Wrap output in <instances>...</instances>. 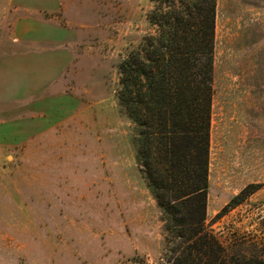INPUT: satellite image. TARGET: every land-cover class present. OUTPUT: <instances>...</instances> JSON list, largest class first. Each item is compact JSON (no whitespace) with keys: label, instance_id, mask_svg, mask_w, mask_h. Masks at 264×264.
<instances>
[{"label":"rangeland","instance_id":"1","mask_svg":"<svg viewBox=\"0 0 264 264\" xmlns=\"http://www.w3.org/2000/svg\"><path fill=\"white\" fill-rule=\"evenodd\" d=\"M77 2L86 34L71 78L98 105L96 139L0 149V264H167L162 213L117 101L118 64L151 33L154 2ZM23 14L0 0V53ZM210 120L206 229L235 262L264 261V0H216Z\"/></svg>","mask_w":264,"mask_h":264},{"label":"trees","instance_id":"2","mask_svg":"<svg viewBox=\"0 0 264 264\" xmlns=\"http://www.w3.org/2000/svg\"><path fill=\"white\" fill-rule=\"evenodd\" d=\"M153 2L151 33L118 64L117 101L162 213L167 264H249L229 258L205 226L216 0Z\"/></svg>","mask_w":264,"mask_h":264},{"label":"crops","instance_id":"3","mask_svg":"<svg viewBox=\"0 0 264 264\" xmlns=\"http://www.w3.org/2000/svg\"><path fill=\"white\" fill-rule=\"evenodd\" d=\"M10 4L24 14L14 21L8 49L0 53V149L37 139H96L91 114L98 105L80 98L88 92H81L71 78L80 39L86 34L74 17L87 4L81 7L77 0ZM99 131L107 130L100 126Z\"/></svg>","mask_w":264,"mask_h":264}]
</instances>
